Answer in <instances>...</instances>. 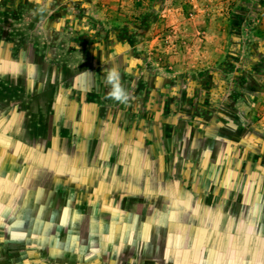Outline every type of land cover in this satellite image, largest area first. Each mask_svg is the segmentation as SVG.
Instances as JSON below:
<instances>
[{
	"label": "rangeland",
	"instance_id": "1",
	"mask_svg": "<svg viewBox=\"0 0 264 264\" xmlns=\"http://www.w3.org/2000/svg\"><path fill=\"white\" fill-rule=\"evenodd\" d=\"M262 233L264 0H0V264H264Z\"/></svg>",
	"mask_w": 264,
	"mask_h": 264
},
{
	"label": "clouds",
	"instance_id": "2",
	"mask_svg": "<svg viewBox=\"0 0 264 264\" xmlns=\"http://www.w3.org/2000/svg\"><path fill=\"white\" fill-rule=\"evenodd\" d=\"M107 80L112 85L109 95L117 101H121V102L126 101L127 95L120 84L119 73L115 68L109 71Z\"/></svg>",
	"mask_w": 264,
	"mask_h": 264
},
{
	"label": "trees",
	"instance_id": "3",
	"mask_svg": "<svg viewBox=\"0 0 264 264\" xmlns=\"http://www.w3.org/2000/svg\"><path fill=\"white\" fill-rule=\"evenodd\" d=\"M241 7H242V6H239V5H238V6H236L235 9H234V8H230V9H229V11H230L229 13H230L231 15H232V14H235V16H234V20H235V17H237V14L240 13ZM142 9H143V8H142ZM238 12H239V13H238ZM238 16H239V15H238ZM240 18H241V17L239 16L238 23H237V24L232 28V30H231V32L233 31L232 33H233V35H234V37H233V41L236 42V41L238 40L237 42H239V43H240V38H239V36L236 35L237 29H238V28H236V26H237V25H238V26L240 25V23H241V21H240L241 19H240ZM117 21H118V20H117ZM239 32H240V31H239Z\"/></svg>",
	"mask_w": 264,
	"mask_h": 264
},
{
	"label": "snow or ice",
	"instance_id": "4",
	"mask_svg": "<svg viewBox=\"0 0 264 264\" xmlns=\"http://www.w3.org/2000/svg\"><path fill=\"white\" fill-rule=\"evenodd\" d=\"M259 244L261 246V251L264 252V233L261 234V238L259 240ZM244 254L245 255H251L252 254V249L247 247V246H245Z\"/></svg>",
	"mask_w": 264,
	"mask_h": 264
}]
</instances>
